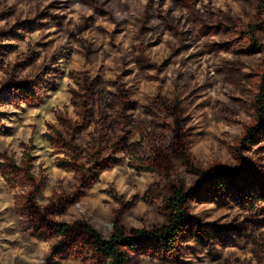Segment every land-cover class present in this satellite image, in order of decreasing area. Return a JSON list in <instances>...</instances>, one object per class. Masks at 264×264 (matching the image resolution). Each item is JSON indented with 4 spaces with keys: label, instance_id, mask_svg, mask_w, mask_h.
<instances>
[{
    "label": "rangeland",
    "instance_id": "1",
    "mask_svg": "<svg viewBox=\"0 0 264 264\" xmlns=\"http://www.w3.org/2000/svg\"><path fill=\"white\" fill-rule=\"evenodd\" d=\"M261 16L255 17L253 0H195L193 13L172 0H0V87L9 75L32 78L37 64L45 63L58 73L52 79L55 86L40 103L0 105L7 129L0 135V162L4 155L20 166L25 154L30 155V173L43 181L35 196L41 207L71 195L77 182L71 171L60 167L65 156L50 136L56 131L68 136L69 125L80 123L72 96L87 78L103 95L116 92L115 81L123 84L130 100L138 104L132 113L146 132L152 133L156 120L144 115L141 106L151 105L157 95L175 103L190 127L188 148L196 164L203 169L215 163L235 168L234 148L254 119L261 54L247 44L242 47L249 52L228 49L231 37L221 28L225 24V29L239 32L254 23L262 43ZM93 133L94 123L76 132L80 148ZM139 139L136 133L130 141ZM242 151L250 158L258 154L264 158V147ZM116 157L121 163L101 172L97 182L56 216L59 221H85L107 239L122 202L120 218L126 228L149 230L161 222L146 196L155 174L131 168L123 153ZM178 175L185 186L192 184L184 169ZM19 191L10 188L0 173V264H90L55 259L51 241L20 229L14 211ZM189 206L203 223H247L246 214L235 207L209 202ZM256 221L250 232L253 240L194 264H264V218Z\"/></svg>",
    "mask_w": 264,
    "mask_h": 264
},
{
    "label": "trees",
    "instance_id": "2",
    "mask_svg": "<svg viewBox=\"0 0 264 264\" xmlns=\"http://www.w3.org/2000/svg\"><path fill=\"white\" fill-rule=\"evenodd\" d=\"M172 1L193 13L195 0ZM253 3L255 17H263L264 0H253ZM225 27L224 24L221 29L231 37L228 49L249 52L242 47L247 44L261 54L252 101L254 119L234 148L235 168L215 163L203 169L196 164L188 148L190 127L175 103L157 95L151 105H142V113L156 120L152 133L148 132L150 129L146 132L145 124L141 127V120L132 113L138 104L130 100L123 84L115 81L116 92L103 95L87 78L81 79L72 96L80 123L69 125L68 136L58 131L55 136H50L65 156L59 162L60 167L71 171L77 182L71 195L57 197L46 206H39L35 196L41 191L43 181L30 173V155L25 154L20 166L2 155V177L10 188L21 189L14 197L20 229L30 237L51 241L53 258L90 264H194L217 256L224 248L238 247L254 239L250 232L256 227V220L264 218V158L258 153L250 158L241 150L254 152L264 147V42L258 40L254 23L245 24L239 32ZM54 70L43 63L34 65L36 75L30 79L17 80L14 75H9L0 87V105L40 103L46 91L55 86L52 79L58 73ZM2 117L0 112V135L7 131ZM91 123H94V133L87 146L80 148L76 132ZM136 133L140 139L131 142ZM147 151L149 157L145 155ZM118 153L128 158L131 168L155 174L146 196L161 215V222L149 230L126 228L120 218L122 202L111 220L112 229L107 239L85 221H59L56 216L97 182L101 172L121 163L122 158L116 157ZM181 169L190 174V186H185L180 179ZM207 202L242 210L247 223L201 222L190 213L189 205Z\"/></svg>",
    "mask_w": 264,
    "mask_h": 264
},
{
    "label": "clouds",
    "instance_id": "3",
    "mask_svg": "<svg viewBox=\"0 0 264 264\" xmlns=\"http://www.w3.org/2000/svg\"><path fill=\"white\" fill-rule=\"evenodd\" d=\"M144 2L146 3V0H144Z\"/></svg>",
    "mask_w": 264,
    "mask_h": 264
}]
</instances>
